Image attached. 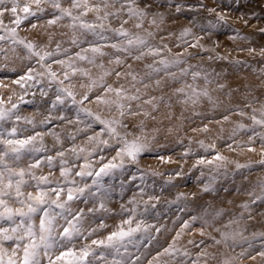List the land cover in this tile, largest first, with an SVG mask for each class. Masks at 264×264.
I'll return each instance as SVG.
<instances>
[{"label": "snow or ice", "instance_id": "obj_1", "mask_svg": "<svg viewBox=\"0 0 264 264\" xmlns=\"http://www.w3.org/2000/svg\"><path fill=\"white\" fill-rule=\"evenodd\" d=\"M65 4L68 6L65 7ZM45 6L52 10L51 18L46 21L48 26L56 25L60 21H68L66 26L72 31L68 40L70 47H63L62 42L57 41L55 48L49 50L53 40L52 35L48 36L46 44L26 41L18 38L16 27L6 29V35H0V41L10 40L13 45L22 46L26 52L25 59L29 61L34 59L35 65L39 66L37 69L32 64L27 65L24 74L14 83L24 87L26 82H31L30 86H35L42 85L44 80H47L48 87L42 86L39 89L42 97H47L52 91V86H55L54 99L48 101L50 105L48 115L39 123L45 125L53 120H59L77 127L75 133H68V139L73 141L70 148L57 150L55 156L47 155L43 160L36 158L28 164L27 169L13 168L11 164L20 162L25 153L47 151L43 144L45 135H52L58 144L62 145L63 142L59 133L54 131L36 132L35 135L21 138L20 133L27 129H21L15 124L5 128V123L12 121L13 118L15 122L23 121L33 128L36 124L34 118L22 117L18 114L21 103H32V101H25L23 96L17 103H12L11 97L7 101L0 98V145H2L0 148V264H144L143 257L151 250L140 252L141 245H144L145 241L147 244H153L154 241L159 244L156 234L171 229H166L163 224L158 226L149 223L146 219L138 218L144 216L150 209H155L160 202L159 195L147 191L152 185L147 183L146 178L161 176L162 173L140 167L143 155L156 150L145 134L144 120L133 125L139 130V134L129 130L125 120L137 116L154 120L156 117L152 112L158 111L161 103L170 108L172 97H175L178 103L191 104L193 107L205 99L213 109L217 108L219 102L210 94L207 87L213 83L210 79L211 73L201 71L199 65L190 64L189 58H194L199 52L215 53V55L209 54L208 60H225L228 57L216 53L215 48H207L202 43L205 36L194 33L191 27H183L177 37L179 43L176 47L183 46V52H173L172 48L164 43L163 37L160 43H153L156 35L162 31L161 25L165 23L164 14L157 10L161 6L156 0H25L23 4L20 0H0V26L3 25L2 18L5 13L11 14L14 24L18 27L30 17L45 14ZM202 7H205L209 13L216 12L215 8H208L206 5ZM181 11L182 8L177 3L175 12ZM20 13H23V16ZM89 14H92L93 19H88ZM216 19L217 22L227 23V17L222 13H216ZM114 20L118 21L117 27L112 26ZM130 23L131 27H126ZM31 27L35 29L37 25L32 24ZM260 31L264 32V29ZM89 35L93 39L89 40L87 38ZM84 44L88 46L83 47ZM106 48L112 51H105ZM189 48L198 51L188 52ZM73 49L77 50L73 52ZM12 51L15 52V48ZM248 51L252 52L254 49ZM0 55L7 58V50L0 47ZM260 55L264 56V49L261 50ZM61 56L65 58H60ZM104 58H107L108 67L103 62ZM128 61L137 62L142 67L134 68ZM233 63L240 62L233 61ZM85 64L97 68L99 72L93 75L91 67H85ZM53 65H57L59 71L54 69ZM113 76L115 80L109 83L108 79ZM77 77H79V87L84 89L83 92L74 90ZM201 80L203 86L199 83ZM174 85L179 86L174 87ZM165 88L172 90V96L167 99L163 95L150 94L156 91L162 92ZM217 88L222 91L225 85L218 83ZM228 95L230 96L231 93L229 92ZM5 103H10L11 107H3ZM86 104H95L101 112L106 110L112 115L105 116L101 112H94ZM235 107L238 110L232 114L242 118L247 117L251 121V126L237 123L232 131L233 137L249 128L253 132L256 127L264 128V107L259 110V115L256 114L255 108L249 114L239 105ZM245 107L251 105L246 104ZM73 109L74 119L65 114ZM53 112L58 114L53 115ZM228 112L230 110H226V114H223L222 121L214 122L222 124L229 121ZM169 118H171L170 114ZM209 130L208 124L194 129L205 133ZM80 133L85 134L90 147L74 143ZM38 138L40 146L36 147L35 142ZM256 138L260 140L261 159L244 164L228 161L227 157L218 150L215 141L207 144L203 140L197 141L204 153L211 154V158L201 156L196 159L189 169V171L201 169V178L205 176L203 169L210 170L211 174L203 184L201 192L217 193L218 177L227 175L222 173L221 169L232 163L236 172L249 169L248 175L244 176V180L248 181L247 186L236 188V192L246 196L247 199L238 205L239 214L233 213L227 223L223 222V217L226 215L224 208L216 209L211 219L207 218L208 214L205 212L203 215H193L189 220H182L180 230L175 233L172 242L166 247L161 246L162 251L157 250L147 264H169V260H174L177 255L190 258L191 252L187 249L181 250L177 247V242L197 223L200 225L199 235L201 237L207 235L215 245H227L229 240L236 241L238 236L246 239L241 231L233 229V225L238 227L245 214L248 219H254L253 205H264V176L255 180L249 179L254 165H258L264 172V132L248 137L247 151L255 152L256 149L252 145L255 144ZM217 139L222 137L218 136ZM152 140H155V136ZM227 147L229 151L235 150L232 144H228ZM68 154H71L75 160L82 158L83 164L70 165L69 160L66 159ZM192 155L189 146L183 156ZM93 157L96 159L93 160ZM57 160L60 165V178L51 180L49 176L54 175L51 170L56 167ZM160 160L162 163L173 162L171 157H160ZM42 166H47L49 173L37 176L33 170ZM133 166L136 172L132 173L129 179L125 173ZM175 175L183 176L185 173L181 168ZM76 177H79V180ZM105 177L119 179L118 186L106 184ZM88 178H92L91 183L87 182ZM137 179L140 181V184L136 185L139 191L134 192L127 199L126 204L119 203L118 210L109 207L113 193L119 191L123 199V194L128 190L127 186ZM173 179L174 177H169L164 183L171 185ZM29 187L33 188L34 192H26L25 189ZM225 191L228 189L225 188ZM187 195L178 193L174 200L167 201L169 207L186 200ZM191 195L196 196L197 193ZM145 196L147 199H144ZM10 201L18 204L19 207L10 206ZM77 203L90 206L86 209L73 207ZM228 203L231 204L233 201L229 200ZM141 204H143V213L138 211ZM260 215L264 219V213ZM117 218L119 223L110 225L106 222V220L115 221ZM86 219L90 224L87 229L84 228ZM176 220L180 221L181 218L177 217ZM175 223L176 221H173V224ZM216 223H220V227H216ZM92 224L95 226H91ZM208 228L218 233L220 239H216L211 232H206ZM101 232H107V235L103 238H93ZM254 235L264 236V232ZM80 240L89 242L77 246ZM188 243L199 247L194 240H189ZM200 243L203 244L204 240ZM129 246L135 248L139 254L135 255L130 251ZM245 255L247 253L242 251L237 256L222 259L220 264H234ZM258 255L264 259V250ZM165 257L168 259H164ZM215 259L216 256L204 248L196 254L195 259H185L178 261L177 264H208L209 260Z\"/></svg>", "mask_w": 264, "mask_h": 264}, {"label": "bare ground", "instance_id": "obj_2", "mask_svg": "<svg viewBox=\"0 0 264 264\" xmlns=\"http://www.w3.org/2000/svg\"><path fill=\"white\" fill-rule=\"evenodd\" d=\"M161 2H157L159 7L157 10L164 14L165 16V23L161 25V29L164 30L165 32H172V31H181L183 27H191L193 32L196 34H204L205 39L202 41V43L205 44V46L209 49L215 48V50L218 51H224V45L228 43V40H219L217 41L218 38L214 35V32L218 31H224L226 28L222 25V22H217L216 19V13H222L226 17L230 15L231 13L234 14L235 11L232 9H238V10H247L252 13H257L259 15L264 13V0H253L251 3L249 2H244L241 0H226V3L229 7L232 9L228 10V12L225 11V9H228L227 7H222L220 5L219 9L216 7L218 2L213 1V0H160ZM241 1V2H240ZM25 0H20V3L23 4ZM178 2L182 8V11L177 13L175 12V5ZM249 3V4H248ZM191 4V5H190ZM190 5V6H189ZM202 5H206L208 8H215L216 12L209 13L206 11L205 7H202ZM65 7L68 5L65 4ZM21 16H23V13H20ZM41 14H38V18H41ZM48 17L45 18V20L37 21L32 24H36L37 27L33 29L31 27L32 24H28L26 28H22V25H25V22L22 23L21 26L17 27L14 22H13V17L11 16L10 13H5L3 16V25L0 26V30L2 35H6V29L16 27L17 28V36L20 39H24L26 41H32L36 43H41V44H46L47 41L45 42L42 32L43 31H50L52 32L53 35L55 34H64L65 36L70 37L72 35L71 29H69L66 25L68 24V21H60L56 25L48 26L46 21L51 18V15L48 14ZM88 19L91 20L93 19L92 14H89ZM26 21V20H25ZM112 26L117 27L118 26V21H112ZM147 26V25H146ZM126 27H131V23L129 25H126ZM260 29H264V21H261L257 26H253L249 30H244L240 31V34H236L234 36H231L230 42L234 44L235 43H241L243 44L244 48L246 49L244 54H246L247 50L250 47H254L257 50H262L264 49V32H261ZM111 36V35H109ZM210 37V38H209ZM224 37V36H223ZM59 38V37H57ZM54 42V38L52 40V44H56V39ZM89 40L93 39L90 35L87 37ZM229 38V37H228ZM171 38H167V40H170ZM62 40V46L63 47H70V44L68 43L67 38H63ZM172 40V39H171ZM170 40V41H171ZM103 43V41H100ZM153 43L155 40L152 41ZM51 44V45H52ZM175 46H172V49L178 50L176 47V44H173ZM83 47H87V44L82 45ZM235 46V45H234ZM0 47L4 48L7 50V58H5V61L9 65V67H19L21 70H26V66L29 64L34 65L39 68L38 65H35L32 61H29L25 59L26 52L22 48V46L19 45H13L10 40H5V41H0ZM15 48V52L12 51V49ZM54 45L49 47V50L54 49ZM77 49H73L72 51L74 52ZM106 50V49H105ZM195 53V51L193 52ZM211 54V53H208ZM223 55H226L224 52L222 53ZM60 58H65L64 56H61ZM129 62V61H128ZM132 62V61H131ZM105 66L108 67V63L104 62ZM134 67H139V63L133 62ZM190 64L193 65H199L201 66L200 70L203 72H208L211 73L210 79L213 80V83L208 85V90L210 94L218 100L219 105L217 108L213 109L211 105H200L197 104V107L205 106L203 109V114H200L198 116H195L194 119L186 120L190 118V113L183 109L182 105L178 103L176 100L175 106L170 107L168 110H174V117H177L178 115L180 116V120L178 124L180 125V128L184 125V129L181 130V133L184 134L182 137V140H191L192 142H197L199 140H206L207 142H212L215 141L217 146H221L222 142L227 139L233 140L231 143L232 146L235 149L234 151H229L228 148L224 145L223 150L221 151L225 157H227L228 161H238L241 164L248 163L250 161L255 162L261 159V147H260V140L259 138H256L255 144L252 145L255 147V152H249L247 151V148L249 147L248 144V137L249 136H254L255 133H262L264 132V128L256 127L255 132H253L250 128L249 130L246 131H240L236 136H232V131L236 127L237 123H244L245 125L251 126V121L247 119V117H240L238 115L230 113V120L227 122H223L222 124H217L214 121H217L214 117L222 115L225 110L222 109L220 106L224 102H230L232 105H234V111L235 113L238 109L235 107L236 105H239L240 108H243V110L246 113L251 114L252 109L255 108L257 110V115H259V110L264 107V101L259 102L258 104L253 105L252 102H256L258 100H261L260 97L264 95V87H258L257 82L261 80L260 74L258 72H254L251 70V68L248 69H241V70H234V69H226L223 67H219L223 63H218L214 64L215 61L208 60V56H200V57H192L189 60ZM248 64H252L251 62H246ZM85 67H91L89 65H84ZM53 68L59 71V67L57 65H53ZM91 71L93 75H96L99 70L97 68L91 67ZM6 74V73H0V75ZM219 74V75H217ZM7 75V74H6ZM62 78V77H61ZM115 80V77H111L109 79V83H112ZM124 81H121L123 83ZM224 84L225 88L221 91L220 89L217 88V84ZM67 83V82H66ZM31 82H26L24 83V87H21L20 85L12 82L9 80L8 82H3L0 83V98L3 100L7 101L9 97H11V102L12 103H17L19 98L23 96V92L30 91L32 90L33 86H30ZM43 84L48 87L47 80H44ZM201 86H203V83H200ZM252 85L251 90H244V86ZM127 86V84L125 85ZM243 86V87H242ZM240 88L239 91L233 90V88ZM77 92H83L84 89H81L79 87V77L76 78V88L74 89ZM231 93L229 96L228 93ZM51 96V93L49 92V97ZM165 98L167 99L168 97L172 96V91H169L167 94H163ZM79 99V97H77ZM246 104H250L251 107H245ZM189 105V104H187ZM225 105V104H224ZM21 106V104L19 105ZM88 108H91L94 112H101V109L98 108L95 104H86ZM5 108H10L11 104L10 103H5L3 105ZM71 107V105H69ZM135 107V105L133 106ZM166 105L161 103L158 109V117L159 120L158 122H155L152 119H146L147 121L144 122L145 124V129H156L158 128L161 124H163L165 115L163 111H166ZM178 113V115H177ZM27 114L31 113H26L22 112L19 113L22 117H29ZM102 115L108 116L112 115L108 113L106 110H103L101 112ZM192 114H196V112L192 111ZM143 116H137V117H128L126 118L125 122L128 123L129 130L135 131L136 134H139V130L134 128L133 125H136L139 123L140 119ZM209 121H213V123H209ZM222 121V120H221ZM35 122V121H34ZM38 122H35L36 127L35 131L32 133L35 135L36 132H57L60 135V138L63 142V144H58L56 143V140L52 135H45L43 140L48 141L50 145L53 147V149L56 150L58 146H65V144H69L70 146H65L63 149L70 148L72 146V141L71 143H68V138L65 137L66 134L62 131V126L70 128H74V125H69L66 122H61L58 121L56 125H53V127H46V125H42ZM12 124H18L22 125L23 121L20 122H15L14 118L12 120ZM205 124H208L209 127V132H201V131H194V129H199L202 128ZM11 126V122L8 124ZM31 126V125H29ZM82 127V126H81ZM221 128L223 131L221 132ZM144 129V130H145ZM76 129L74 131H71L72 133H75ZM98 131V129H97ZM91 134V133H89ZM171 132L169 130H164L163 132L159 133L158 135H151L150 133H147V136L149 140L151 141L152 147L156 149L155 151H158L160 153V157L168 158L171 156L165 155V152H168L172 150V143L174 139L169 138L168 135H170ZM155 136V140H152V137ZM220 136L222 139H217V137ZM178 140V137L177 139ZM173 143L174 145L176 144V141ZM39 141V138L37 139ZM164 144L163 147L160 146V149H157L155 145L157 146V143ZM237 142H239V146H237ZM77 145L85 146V147H90V145L87 144L86 141V136L83 133H80L77 135V138L74 142ZM171 143V144H168ZM40 143H35L36 147H39ZM225 144V143H223ZM198 154L196 157H201V156H208L211 158V154L209 153H204L202 149H198ZM163 153V154H161ZM114 155L115 153H111ZM183 155L182 152H179V155ZM83 153L81 156L83 157ZM39 158L42 160L41 153H37L36 156L33 155L32 157L28 156V154L24 155V158L18 162V163H13L11 164V167H24L27 169L28 164L34 159ZM66 158H72L74 157L71 154H68ZM190 158L189 157H183L181 160H176V157H171V160L173 162L171 163H162L160 158L158 163L152 159H141V164L140 167L141 169L147 168L149 171L151 170H158L160 173H162L161 176L157 177H152L148 176L147 183L152 185L151 188L147 189L148 192L157 194L160 197V202L157 204V207L155 209H150L148 213H146L142 217L138 218H143L146 219L149 223L157 224H163L166 226V229H170V227L173 224V221L176 220V216L170 215L166 213L167 208L169 207L167 201L174 200L177 196L178 193H187V188L185 187V179L186 175H184V179L181 178L178 184L172 183L171 185H166L164 183L165 180H167L163 175L165 173L167 174H175L177 171H180L181 168L183 169V172L186 174L187 170L191 168L190 162H188ZM170 170L171 172L167 171ZM209 170V169H208ZM35 174L37 176L40 175H48L49 169L46 168H37L34 169ZM52 171V170H51ZM131 171V172H129ZM54 175L49 176V179L55 180L59 179V172H54ZM136 171L130 170L129 168L127 169L125 176L130 179V176L132 173ZM222 173H229L232 176H234L236 179L234 182H230L226 178H223L222 175L218 177V182H217V193H212V194H204L201 192V188L203 187V184L207 182L208 176L211 174L209 171L205 172V176L201 178V181H204L203 184H194L196 187H192L194 189H191L193 193H197L196 196H190L187 195L186 200H181L176 204H172V206L176 205L177 207L180 206V208H187L188 205H191L189 207L195 212V215H203L205 212V206L208 207L207 210V218L211 219L212 214L214 211L218 208H224L226 210V215L223 217V222L227 223V220L231 217L233 213H236L237 215L240 212V209L238 205L247 199L246 196L238 194L236 191L232 192L231 188L232 187H243L247 186L248 181L244 180V176L248 175L249 169H243L238 172L234 171V164L228 163L226 165V168L221 169ZM139 175V173H137ZM264 176V172H262L259 168L258 165H254V167L251 169V175L249 176V179L255 180L257 177ZM206 180V181H205ZM88 183H91V181H88ZM29 183H32V181H29ZM112 185L118 186L119 184V179L116 178H111ZM140 181L137 179L135 182L132 184L128 185V190L123 194V199H121V195L119 191H116L113 193L112 201L109 203V207L116 208L118 210V205L119 203H127V199L131 197V195L134 192H138L139 189L136 187V185H139ZM221 185H224L225 188L228 189V191H225V188H222ZM191 188V187H190ZM25 191H32L31 187L26 188ZM34 192V191H32ZM232 192V193H231ZM144 199H147V196L144 197ZM231 200L233 203L229 204L228 201ZM10 206L15 207L14 202L10 201ZM82 203H77L74 204L73 207H78L80 206L81 208H87L90 205H85ZM253 208L255 211L252 213L254 216V219H248L247 214H245V218L240 221L239 226L237 227L236 225H233V229L237 231H241L243 233V236L246 237V239H241L239 236L237 237L236 241L229 240L227 242V245L221 244V245H215L214 241L209 238L207 235L205 237H201L199 235V228H197L195 225H193V230L192 232L188 233L187 231L182 235L181 239L177 242V247H179L181 250L187 249L191 252V257L190 258H185L183 256L177 255L174 260H169V264H177L178 261H182L185 259H195L196 254L201 250L206 248L209 253H212L216 256L215 260H209L208 264H220V261L224 258H230L233 256H237L239 253L246 252L247 256H251L253 254H256L254 257L255 259H247V261H242L243 263L246 264H264V259H262L258 253L262 250H264V236H259V235H254V233H260L264 232V219H262L260 213H264V205H253ZM140 213H143V204L140 205V208L138 209ZM106 222L110 225H113L114 223H119V218H117L115 221L113 220H106ZM61 223H63L61 221ZM90 226L89 221L86 219L84 223V228L87 229ZM91 226H95V224H92ZM216 227H220V223H216ZM180 229L172 230V231H165L162 230V233L156 234L157 238L159 240V244H156L154 241L153 244H147V241H145L144 245H141L140 252H145L146 249H150L151 251L148 252L146 256L143 257L144 264H147V261L152 258L156 254V251H162V247H166L169 243L172 242L171 234L174 232L179 231ZM206 232H211L213 236L216 237V239H220V236L218 233H216L212 228L206 229ZM105 235H107V232H101L94 236L93 238H103ZM189 240H194L199 247L194 246L193 244H189ZM204 240V243L201 244L200 241ZM89 241L85 240H80L77 242V246L81 243H88ZM247 246L244 248H240L241 246ZM130 251H132L135 255H138L139 253L136 252L135 248H132V246H129ZM241 258V257H240ZM239 258V259H240ZM164 259H168L165 257ZM239 259L237 262H239ZM236 264V262H234Z\"/></svg>", "mask_w": 264, "mask_h": 264}, {"label": "rangeland", "instance_id": "obj_3", "mask_svg": "<svg viewBox=\"0 0 264 264\" xmlns=\"http://www.w3.org/2000/svg\"><path fill=\"white\" fill-rule=\"evenodd\" d=\"M213 1H216L218 2V4L216 5V7H220V5L224 8V7H227L228 9H225L226 12H228V10L232 9L231 7H229L226 3V0H213ZM241 1H244V2H249L251 3L253 0H241ZM240 1V2H241ZM156 2H161L160 0H156ZM176 4L178 2H175ZM248 3V4H249ZM191 5V4H190ZM189 5V6H190ZM35 7V6H33ZM46 8V12L45 14H41L43 16H41V18H38V15L36 17H30L29 20H26L24 21L25 22V25H20L22 28H26L28 24H32V23H35L37 21H41V20H45V18H47L48 14L51 13V9L48 7V6H45ZM233 11H235L234 14H230L227 16V23H222V25L226 28L224 31H218V32H214V35L216 36L217 41L219 40H228V43L225 44L223 47H224V51H218V50H215L216 53H219L220 55L222 56H227L228 59H225V60H212V61H215L214 64H218V63H223L221 64L219 67H223V68H226V69H234V70H241V69H248V68H251L252 71L254 72H258V74H260V77H261V80H259L256 84L257 86L260 88L261 86L264 87V56L260 55V50H257L255 49L254 47H250L249 49H254V51L252 52H249L247 50L246 54H244L245 52V48L243 46V44L241 43V41H239L240 43H231L230 42V39H231V36H234L236 34H240V31H244V30H249L250 28H252L253 26H257L261 21H264V13L259 15L257 13H252L250 11H247V10H238V9H232ZM66 21V20H65ZM19 27V26H18ZM179 30L177 31H172L170 33H172V35H169V32H165L164 30L160 31L156 37H155V42L154 43H160L161 41V37L164 38V43H167L168 46L171 48L172 46H175L173 44H177L179 43V41L177 40V37L179 35ZM3 32H1L0 30V35H2ZM42 35H43V38L45 40V42L48 40V36L49 35H52V37L54 38V42H55V38L59 37L56 39V42L57 41H61V39L63 38H67L69 40V37L68 36H65L64 34H55L53 35L52 32L50 31H43L42 32ZM106 35H112L111 33H106ZM201 36H203L204 34H199ZM224 36V37H223ZM229 37V38H228ZM167 38H171L170 40H167ZM190 39V38H189ZM55 47V44H52L50 46H53ZM235 45V46H234ZM173 52H183L184 51V47L181 46L178 48V50H175V49H172ZM105 51H108V52H111L112 50L111 49H107ZM195 53L198 51L197 49H191L189 48L188 49V52H194ZM225 53L226 55H223L222 53ZM209 52H199V55L195 56V57H200V56H209L208 54ZM212 55H215V53H211ZM192 57L189 58V60L191 59ZM233 61H239L240 63H233ZM35 63V61H33ZM99 62V60H98ZM103 62H107V58H104V61ZM246 62H251L253 63L252 64H248ZM129 63H132L133 64V67H134V63L129 61ZM9 65L11 66V64L7 63L5 61V57L3 55H0V73H6L5 75L2 74L0 75V83H3V82H8L9 80H11L12 82H14L15 80H18L19 77L21 75L24 74V70H21L19 69V67H9ZM140 67H142V65L140 64L139 67H136L137 69H139ZM135 68V67H134ZM175 70V69H174ZM111 78V77H110ZM109 78V79H110ZM108 79V81H109ZM199 83H203V81L201 80ZM218 84V83H216ZM220 84V82H219ZM45 87L47 88V86H45L44 84L40 85V84H37L35 86H33L32 90L30 91H26V92H23V98L25 101H32V103H21V106H19V113H22V112H26V113H31V114H27V116H30L32 118H34V121L35 122H38L40 120H42L44 118V116L48 115V108L50 107L48 101L51 100V99H54V96H53V92H54V89H55V86H52V91H50L51 93V96L49 97V95L47 97H42L40 95V87ZM179 85H174V87H178ZM127 87V86H126ZM243 87V86H242ZM252 85H248V86H244V90H251L252 89ZM240 88H233V90H237L239 91ZM169 91H172L171 88H165L162 92L161 91H156V92H151L150 94L151 95H156V96H160V95H163V94H167L169 93ZM244 91V92H246ZM33 93H35V96H33ZM261 100H258L256 102H252L253 105L255 104H258L259 102H263L264 101V95L260 97ZM171 105L172 106H175V103H176V98L175 97H172V100L170 101ZM200 105H208V102L207 100L205 99H202L201 102L199 103ZM225 104V105H224ZM171 106V107H172ZM222 107V109L225 110V112L223 114H226V110H230V112H228L227 114H230V113H233L232 111H234V105H232V103L230 102H224L220 105ZM147 108V106H145ZM183 109H185L186 111H188L190 113V118L186 119V120H192L195 118V116H198L200 114H203V109L205 106H201V107H193L191 104L189 105H182ZM71 108V107H69ZM166 111H163L164 112V122L163 124H161L158 128H156L157 131H154V128L153 129H145V134L147 135V133H150L151 135H155V134H159L161 132H163L164 130H169L171 129V134L168 135L169 138L171 139H174L173 143L175 142V140L177 139L178 137V140H176V144L174 145L173 143H168V144H171L172 145V150L168 151V152H165L164 154L165 155H168V156H171V157H176V160H181L183 159V155H179V152H182L184 153L188 148L189 146L191 147L192 149V152H193V155L191 157H189L190 159L188 160V162L190 163H194L196 159L200 158V157H196V155L198 154V149L199 148V145L197 142H192L191 140H182V137L184 136L183 133H181V130L184 129V125L180 128V125L178 124L179 120H180V116L178 115L177 113V117H174L173 113H174V110H168L169 107L166 106ZM149 111H151L150 108H148ZM192 111L193 112H196V114H192ZM18 113V114H19ZM199 113V114H197ZM53 115H57L58 113L56 112H53L52 113ZM69 118H73L74 119V109L72 111H67L65 113ZM169 114L171 115V118H169ZM223 114L222 115H219V116H216L214 117L215 119L217 120H223ZM152 115L156 117V119H154L155 122H158L159 120V117H158V111H155V112H152ZM151 119V118H150ZM141 120H144L147 121L144 117H142L140 119ZM153 120V119H152ZM59 120H53L51 123H48V124H45L46 127H53V125H56V123L58 122ZM139 121V122H140ZM11 122V126H13L12 124V121H8L5 123L4 127L5 128H9L11 126H9L8 124ZM63 122V121H61ZM138 124V123H137ZM17 127L21 128V129H27V131H22L20 133V137L23 138L27 135H33L32 133L35 131V128H33L32 126H29L25 123H23L22 125H18V124H15ZM82 126V125H81ZM77 125H74V128H70L68 129V127H64L62 126V131L64 132L65 137L68 138V133L71 132V131H74L76 129ZM97 129L99 130V127L97 126ZM206 144L207 143H211V142H207L206 140H203ZM233 142V140L231 139H227V140H224L222 142V145L221 146H217L218 150L219 151H222L223 150V146L225 145L226 148L228 144H231ZM35 143H40L39 141H36ZM68 143H71L70 140H68ZM73 143V141H72ZM225 143V144H223ZM43 144H44V147L47 149V151H44V152H40L41 153V156H42V160L45 156L47 155H53L55 156V153L57 150H63V148L65 146H70L69 144H65V146H58V148L53 149V147L50 145V143H48V141H45L43 140ZM164 144H161V143H157V146L155 145V147L157 149H160V146L163 147ZM40 146V144H39ZM0 148H2V145H0ZM234 148V147H233ZM25 154H28V156L32 157L33 155L36 156L37 153H25ZM39 154V153H38ZM163 154V153H161ZM214 154V153H212ZM160 153L158 151H153V152H150V153H145L143 155L142 158L144 159H152L154 161H156L158 163L159 161V158H160ZM185 158V157H184ZM69 160V164L71 165L72 163H75V165L79 166L80 164H83V159L81 158L80 160H75V159H72V158H66ZM93 160L96 159V157H93L92 158ZM192 164H191V168H192ZM43 168H46L48 169L47 166H42ZM59 163H58V160H57V164H56V167L52 169V171H56V172H59ZM16 168V166L14 167ZM19 167H17L16 169H18ZM190 168V169H191ZM130 170H134L136 171V168L133 166V167H130L129 168ZM155 171H158L155 169ZM169 172H171L169 169L167 170ZM200 171L201 169L197 168V169H192L191 171H189V169L187 170V173L185 174L187 177L185 179V184L186 186L185 187H188L186 190H187V193L189 196H192L191 194L193 193V191L191 189H194L192 187H196L194 184H203L204 181H201V177H200ZM204 172L206 171H209L210 173V170H208L207 168L203 169ZM131 172V171H129ZM159 172V171H158ZM166 179H168L169 177H174L172 183L174 184H178L179 185V181L181 178L184 179V175L183 176H176L175 174H167L165 173L163 175ZM223 178H226L227 180H229L230 182H234V180L236 179L234 176H232L231 174L227 173L226 176L222 175ZM27 178V177H26ZM77 180H79V177H76ZM92 178H88V181H91ZM206 181V180H205ZM104 182L107 184V183H110L111 182V178L110 177H105L104 178ZM50 186H54V185H50ZM191 187V188H190ZM222 188H225L224 185H221ZM236 188L237 187H232L231 188V191L234 192L236 191ZM32 191H34L33 188H31ZM231 192V193H232ZM207 195V194H206ZM15 207H19L18 204H15ZM82 205V204H81ZM80 207V206H78ZM189 207H191V205H188L187 208H180V206H170L167 208L166 210V213L170 215H174L177 217H180L181 220L180 221H176V223L174 225H172L170 227L171 231L176 229H180V225H181V221L182 220H189L191 216L195 215V212L190 209ZM205 209V212H207L208 210V207L205 206L204 207ZM204 212V213H205ZM203 213V214H204ZM199 215V214H197ZM195 226L197 228L200 227L199 223L195 224ZM194 227V226H193ZM193 228L191 230H188L187 232L190 233L192 232ZM174 237V232L171 234V237L172 238ZM244 247H247V246H241L240 248H244ZM256 254H253L251 256H242L240 259H239V262L235 261L236 264H246V263H243L242 261H247V259H251L252 257H254Z\"/></svg>", "mask_w": 264, "mask_h": 264}]
</instances>
